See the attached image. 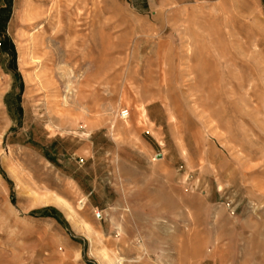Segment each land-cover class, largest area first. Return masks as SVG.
Returning a JSON list of instances; mask_svg holds the SVG:
<instances>
[{
	"label": "rangeland",
	"instance_id": "obj_1",
	"mask_svg": "<svg viewBox=\"0 0 264 264\" xmlns=\"http://www.w3.org/2000/svg\"><path fill=\"white\" fill-rule=\"evenodd\" d=\"M46 1L0 0V264H264V0H62L44 56Z\"/></svg>",
	"mask_w": 264,
	"mask_h": 264
},
{
	"label": "bare ground",
	"instance_id": "obj_2",
	"mask_svg": "<svg viewBox=\"0 0 264 264\" xmlns=\"http://www.w3.org/2000/svg\"><path fill=\"white\" fill-rule=\"evenodd\" d=\"M60 1H62V0H49L48 1V3L47 4H41V5H38V6H33L31 9H30V11L28 12V16L31 18V20H33L32 21V23H31V29H35V31H36V33H32L31 35H30V37H29V43L31 44V47H32V51H34V49L35 50H39L40 51V48H43L42 46H44V44H45V41L47 40L44 36H43V33H44V26H45V24H47L50 28H53L54 30L56 29V31L54 32V34L53 35H55V34H57V29L58 28H56V27H60V25H63V22H64V16H65V14L66 13H68L67 11L64 13V11L62 10V7L63 6H61V4H60ZM72 1V0H71ZM44 2V1H43ZM45 2H47L46 0H45ZM68 2V1H67ZM66 3V2H65ZM67 6V5H66ZM65 7V6H64ZM66 17V16H65ZM69 27L72 29V28H76L77 26H76V24H73L74 23V19L72 20V18L69 16ZM76 21V20H75ZM73 22V23H72ZM64 24H65V22H64ZM66 24H67V20H66ZM66 24H65V26H66ZM68 27V28H69ZM66 28V27H65ZM68 28H66V29H68ZM59 31H60V29H58ZM70 30V29H69ZM72 30H74V31H76L75 29H72ZM71 30V31H72ZM66 32V31H65ZM73 32V31H72ZM68 33V32H67ZM71 33V32H70ZM72 34V33H71ZM68 35H69V33H68ZM68 35H66V36H68ZM73 36V35H72ZM53 36L51 35V37L50 38H52ZM49 38V39H50ZM55 39V38H54ZM50 41V40H49ZM55 41V40H54ZM60 41V40H59ZM83 41V40H82ZM50 42H48L47 43V47L49 48L50 47V45H48ZM57 43V42H56ZM68 46V45H67ZM29 47H30V45H29ZM45 48H46V46H44V49H42L43 50V53H45L44 54V56L47 54L48 55V52H47V50H45ZM29 49V48H28ZM27 50V49H26ZM27 52V51H26ZM23 53V52H22ZM28 53V52H27ZM27 53H25V54H27ZM53 53V52H52ZM51 53V54H52ZM67 53V52H66ZM29 54V53H28ZM54 54V53H53ZM23 55H24V53L23 54H21L19 57H21V59H20V64L23 66V64H25V56L23 57ZM46 55V56H47ZM64 55V54H63ZM27 56V55H26ZM27 57H31V55L30 56H27ZM33 58V57H32ZM46 58V60H47V58L50 60V57H45ZM34 59V58H33ZM27 60V59H26ZM41 59H39L38 57L37 58H35V60L33 61V60H31L32 62H36L35 64H42L43 63V61L41 62L40 61ZM45 60V61H46ZM48 60V61H49ZM37 64V65H38ZM46 64V63H45ZM44 63H43V67H45L44 65H45ZM87 64V63H86ZM49 64H46V67L48 66ZM65 65V64H64ZM63 65V66H64ZM41 65H40V67H42ZM88 66V65H87ZM86 66V67H87ZM42 67V68H43ZM39 68V67H38ZM51 68V67H50ZM57 68V67H56ZM63 68V67H62ZM62 68H59V71H61V69ZM66 68V67H65ZM53 69V68H52ZM51 69V70H52ZM63 70V69H62ZM50 71V70H49ZM49 71L47 72H43L42 71V74L43 75H47V73H49ZM53 71H55V70H53ZM67 71V70H66ZM72 71V70H71ZM26 72V71H25ZM51 72V71H50ZM23 74V73H22ZM66 73L64 72V75H65ZM38 75V74H37ZM52 75V74H51ZM60 75V74H59ZM23 76H24V80L26 81V83L27 82H29V81H31V78H30V76L27 74V73H24L23 74ZM40 76V75H39ZM38 76V78H40ZM50 77V76H49ZM48 77V79H46V80H48V81H46V82H50V80H52V83H51V85L53 86V84L55 83L54 81H53V79H52V77L51 78H49ZM71 77V76H70ZM72 77H73V74H72ZM47 78V77H46ZM69 78V77H68ZM74 78V77H73ZM76 78V77H75ZM65 79V78H64ZM38 80V79H37ZM68 80V79H67ZM65 81V80H64ZM65 84V83H64ZM49 86H50V84H48ZM56 85V84H55ZM54 85V86H55ZM218 86V85H217ZM53 88H55V87H53ZM78 89H76V86H75V83H74V80H68L67 81V84H66V94H65V96H63V103H62V106H63V104H65L66 105V103H67V97H70V100H71V98L73 97V96H75L76 95V91H77ZM51 91H53V90H51ZM56 92H58V91H56ZM52 93H54V92H52ZM79 93V92H78ZM53 96H55L54 94H53ZM248 96V95H247ZM74 98V97H73ZM77 98V97H76ZM75 98V99H76ZM59 103H60V101H59ZM76 103H79L78 101L76 102ZM68 104V103H67ZM63 107H65V106H63ZM248 108V107H247ZM59 109V108H58ZM251 113V112H250ZM211 122V121H210ZM18 170V169H17ZM16 171V170H15ZM16 173V172H15ZM14 173V174H15ZM18 178V177H17ZM35 191V190H34ZM36 193V192H35ZM37 197H38V199H37V201L39 202V203H46V202H52V203H55L56 205H58V206H60L61 208H63L64 210H65V212H66V215H67V217L70 219V220H72V221H74L75 223L78 221L77 220V212L70 206V204L69 203H67L64 199H62L61 197H59V196H57V195H48L47 193H39V196L37 195ZM80 203H82V200L80 201ZM82 207V206H81ZM79 208H80V205H79ZM79 221H81V220H79ZM79 225V227L84 231V233H85V235H86V237L89 239V242L91 241V244H93L94 242H95V239H94V237H93V234H94V232L92 231V229L86 224V222H81V223H79L78 224ZM95 235V234H94ZM98 240H96V242H97ZM95 242V243H96ZM93 246V245H92ZM141 246V245H140ZM103 248V247H102ZM100 249L99 250V254H100V257L102 258V259H104L105 260V262L108 264V263H113V260H115V259H112L108 254H107V252L104 250V249ZM142 250V249H141ZM104 262V261H103ZM118 264H121V263H119V262H117Z\"/></svg>",
	"mask_w": 264,
	"mask_h": 264
},
{
	"label": "built area",
	"instance_id": "obj_3",
	"mask_svg": "<svg viewBox=\"0 0 264 264\" xmlns=\"http://www.w3.org/2000/svg\"><path fill=\"white\" fill-rule=\"evenodd\" d=\"M127 115H128V110H126V109L121 110L120 113H119V116L121 118H126Z\"/></svg>",
	"mask_w": 264,
	"mask_h": 264
},
{
	"label": "crops",
	"instance_id": "obj_4",
	"mask_svg": "<svg viewBox=\"0 0 264 264\" xmlns=\"http://www.w3.org/2000/svg\"><path fill=\"white\" fill-rule=\"evenodd\" d=\"M261 4V3H260Z\"/></svg>",
	"mask_w": 264,
	"mask_h": 264
}]
</instances>
